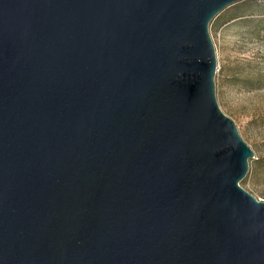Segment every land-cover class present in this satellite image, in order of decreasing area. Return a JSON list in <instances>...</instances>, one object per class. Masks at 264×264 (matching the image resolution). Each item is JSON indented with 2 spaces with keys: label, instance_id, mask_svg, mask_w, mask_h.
<instances>
[{
  "label": "water",
  "instance_id": "obj_1",
  "mask_svg": "<svg viewBox=\"0 0 264 264\" xmlns=\"http://www.w3.org/2000/svg\"><path fill=\"white\" fill-rule=\"evenodd\" d=\"M239 1L0 0V264H264L208 30Z\"/></svg>",
  "mask_w": 264,
  "mask_h": 264
},
{
  "label": "rangeland",
  "instance_id": "obj_2",
  "mask_svg": "<svg viewBox=\"0 0 264 264\" xmlns=\"http://www.w3.org/2000/svg\"><path fill=\"white\" fill-rule=\"evenodd\" d=\"M208 30L217 60V106L254 154L240 187L264 202V0L237 2Z\"/></svg>",
  "mask_w": 264,
  "mask_h": 264
}]
</instances>
